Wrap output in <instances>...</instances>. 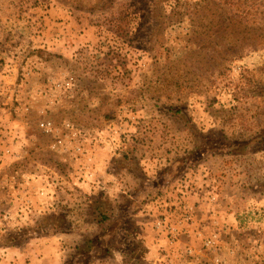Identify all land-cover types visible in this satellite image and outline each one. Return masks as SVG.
<instances>
[{
    "label": "rangeland",
    "instance_id": "rangeland-1",
    "mask_svg": "<svg viewBox=\"0 0 264 264\" xmlns=\"http://www.w3.org/2000/svg\"><path fill=\"white\" fill-rule=\"evenodd\" d=\"M45 121L53 132L42 130ZM118 122L127 138L139 130L128 138L138 166L126 176L127 196H120L125 188L93 189L88 152L79 157L76 148L96 149L101 164L107 152L70 129L91 139ZM263 131L264 0H0V264L26 261L32 228L14 196L22 204L42 167L60 172L67 188L92 192V200H130L185 150L209 152L167 189L156 186L163 205L126 208L144 229L127 250L144 252L149 264L157 217L186 191L198 223L182 222L181 245L194 251L193 264H264V142H252ZM248 141L247 153H229ZM107 181L119 189L115 178ZM89 216V208L62 207L32 225L66 230L74 217L84 236ZM169 216L176 224L184 215ZM212 234L219 238L208 247ZM120 238L110 247L124 246Z\"/></svg>",
    "mask_w": 264,
    "mask_h": 264
},
{
    "label": "built area",
    "instance_id": "built-area-1",
    "mask_svg": "<svg viewBox=\"0 0 264 264\" xmlns=\"http://www.w3.org/2000/svg\"><path fill=\"white\" fill-rule=\"evenodd\" d=\"M120 79L126 82V84L130 83L131 79L128 77L126 73H121L119 75ZM127 111H124L126 114ZM124 126L123 124H121ZM119 126H110V132L108 131L106 135H94L91 139H87L83 135V131L78 130L77 128L71 127L70 129L74 132H78V135L86 138V141L89 144H93L94 148H99L101 145L105 146L109 153L117 156L120 155L127 146L128 138L136 137L137 131L135 130V135L128 137L123 132V127ZM139 123L137 124V128ZM41 128L46 133L53 132L54 125L51 121H45L41 123ZM122 128V129H120ZM140 137V136H138ZM10 142V141H9ZM92 148V149H94ZM101 148V147H100ZM77 155L79 157L84 156L85 152L89 157V165H90V177L88 182L95 184L94 188H99L102 186V182L97 180V174L102 170L98 171V165L101 164L100 160H98L96 149L86 151L84 147L77 146ZM15 150L8 149L7 156H12L13 158H18L15 154ZM94 173L96 176L94 177ZM94 177V178H93ZM79 184L67 188V182L61 176L60 172L55 169H50L47 167H42L39 172H37L28 182L29 192L25 194L22 198V204H20V200L14 196L16 199V206L20 208L18 211L22 215V223L26 226L33 224L36 221H39L41 218L46 216L52 210H56L63 205H69L73 207H80L87 203L88 193L85 194L82 190H80ZM184 189L187 190L184 182ZM187 196V192L185 191V197ZM183 198L180 202V205H172L169 207V213L181 211L183 219L179 223H174L172 221L169 213L166 215L158 216L154 227H153V236H154V252H150L149 254V264H193L192 259L195 257V253L191 248H185L181 245V240L184 236V226L183 223L188 224L189 226L197 225L196 218V208L187 202L186 198ZM214 201L216 198L214 197ZM38 202V203H37ZM163 200L159 198L150 202L149 205H163ZM183 222V223H182ZM198 237H206L201 234ZM217 234H212L208 236L209 241L207 242V246L211 247L215 245V241L218 239ZM225 264V263H222Z\"/></svg>",
    "mask_w": 264,
    "mask_h": 264
},
{
    "label": "trees",
    "instance_id": "trees-1",
    "mask_svg": "<svg viewBox=\"0 0 264 264\" xmlns=\"http://www.w3.org/2000/svg\"><path fill=\"white\" fill-rule=\"evenodd\" d=\"M258 140H262L264 142V131L261 132L256 138H254L252 142L255 143ZM250 143V141H248L247 143H243L241 145V148L236 149L234 152H231L229 150V153H232L231 155H235V153H247L250 148ZM128 150V154L125 156L126 165L128 166L129 171L133 172L132 166L133 164H137V161L135 160V154L132 148L128 147ZM215 150H218V148L216 147ZM208 152L209 151L201 152V150H195L190 153L187 152V156L183 159H176L169 169L160 172L159 178L153 181L151 185L144 186L142 189L137 191V193H133L130 195L134 200L130 201L129 207H140L158 198L160 195L155 191L159 187L160 189L166 188L167 184L172 180L171 178H175L177 174H180L181 172H186L189 166H196L200 161H203L206 158ZM194 156L198 159V161H196ZM156 186L158 188L155 190ZM108 199L106 202L92 200L91 205L88 207L91 215L89 217L90 219H92L91 223H94L98 227L99 234L91 240L86 239L84 241L86 244L82 247L81 250L79 249L80 260L78 261V264H89V260H87V256L89 254L92 256V258H95L98 261V259L103 260L107 257H110L116 251L120 252L125 264H145L144 252H142L141 254L137 253V255H135L136 253L128 251L127 247H125L126 245H128V243L126 242L127 240H132L135 236H140L142 235V233H144L142 225L137 222H133L132 218H130L129 216L128 210L127 212L123 213V215L120 214V212L117 213L113 208V203L110 199V201ZM130 210H132V208H129V211ZM108 230H110L111 232L109 233ZM48 231L50 232V230ZM39 232L40 231H38L37 229L32 228L31 233L28 232L27 237L32 238L34 236H37L39 235ZM109 235H115L112 238L121 237L123 242L125 241L124 246L120 240L119 248H111L109 245ZM136 251H134L133 248V252Z\"/></svg>",
    "mask_w": 264,
    "mask_h": 264
},
{
    "label": "crops",
    "instance_id": "crops-1",
    "mask_svg": "<svg viewBox=\"0 0 264 264\" xmlns=\"http://www.w3.org/2000/svg\"><path fill=\"white\" fill-rule=\"evenodd\" d=\"M114 126L121 127L122 125L119 124L118 122ZM129 141L131 140H127V146H128ZM104 150L105 152H107L105 154L107 155L108 158L104 159L103 164H100L97 166L98 171L99 170L103 171L102 173L103 182L101 181L102 182L101 184H102V187L104 188H101L98 191H102L104 192V194L109 195L111 190L120 191L125 188L123 192H120L121 193L120 196L122 195L127 196V191H129V189L127 187L128 184L126 183L125 179H127L129 175L128 173L130 171H129L128 166L126 165L125 156L128 153L125 150L120 155L115 156L109 153L107 151L108 149L105 146H104ZM184 152L189 153V151L186 152V150ZM185 153L183 155H185ZM98 155L99 154L97 153V156ZM8 158L9 160H13V161L17 159V158H13L12 156H8ZM98 160H99V157H98ZM164 165L167 168V165L166 164ZM108 178L109 179L115 178L118 181L117 184H118L119 189L116 187L113 188L112 186H107V184L109 183V181H107ZM101 180H102V177H101ZM89 188H93V187L89 186ZM96 189H99V188H96ZM96 192H94L93 194H95ZM91 193L92 192H90V194L88 195L87 203H85L83 206H80V207L88 208L91 205L92 203ZM127 200H129L128 197L126 199H121V200H113V201L111 200V202L115 204V205L113 204L114 207L124 208L123 210L120 211V214H121L122 212L123 213L127 212L126 208L130 204ZM132 200L134 199L131 198L129 201H132ZM63 206L69 207V208L71 207L74 209L79 208V207H73L69 205H63ZM44 219L46 218L43 217L38 222H40L41 220L44 221ZM75 220L76 219L74 217L71 218V220L69 221L70 225L67 227L66 230L63 228L62 229L56 228L55 230L51 229V231L47 233H43V231H41L39 232V235L35 236V240L31 238V241H30L31 244L23 248L24 253L28 255L24 264H78V261L80 260L79 252L82 249V247L86 244L85 242L81 241V239L83 238L85 240L86 239L91 240L95 238L99 234V229L94 223H91L92 224L91 227H87L88 231L87 232L85 231L84 236H81L78 222L75 223ZM38 222H34L33 224H36ZM87 222L88 221H86V219L82 220L83 224ZM34 226L35 225L30 224L28 227L33 228ZM108 232L110 233L111 231L108 230ZM114 236L115 235L113 236L109 235L110 237L109 239H111ZM114 255H116V252H114L113 255H111L110 257H107L103 260L98 259L97 261V259L92 258V256L89 254L87 256L88 258L87 260H89L88 261L89 264H125L124 259L122 255L120 254V252H119V259L121 260L120 262H115L116 256ZM113 256L114 258H111Z\"/></svg>",
    "mask_w": 264,
    "mask_h": 264
}]
</instances>
